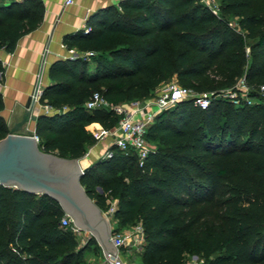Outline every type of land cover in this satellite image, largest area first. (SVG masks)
<instances>
[{
	"label": "trees",
	"instance_id": "trees-1",
	"mask_svg": "<svg viewBox=\"0 0 264 264\" xmlns=\"http://www.w3.org/2000/svg\"><path fill=\"white\" fill-rule=\"evenodd\" d=\"M216 1L213 14L200 0H118L87 14V31L64 33L65 47L92 55L47 65L37 102L56 111L35 116L38 149L80 158L95 142L85 125L110 129L118 118L111 106L147 98L172 76L196 92L241 77L264 83V7ZM42 12L40 0L0 5V49L10 52ZM213 66L217 85L205 75ZM92 91L107 106L86 109ZM6 132L0 116V138ZM143 135L153 148L141 165L131 149L109 145L111 155L90 162L78 179L100 211L114 199L110 232L140 224L141 264H180L187 250L203 264H264V104L213 98L197 108L180 100L156 112ZM61 215L45 194L0 186V264H84L83 251L96 243L88 237L78 245L59 225Z\"/></svg>",
	"mask_w": 264,
	"mask_h": 264
},
{
	"label": "crops",
	"instance_id": "crops-1",
	"mask_svg": "<svg viewBox=\"0 0 264 264\" xmlns=\"http://www.w3.org/2000/svg\"><path fill=\"white\" fill-rule=\"evenodd\" d=\"M40 1L43 12L36 27L21 35L10 52L0 49V96L2 103L0 116L7 129L19 120L26 98L35 84L40 64L38 87H43L48 82L46 68L49 62L55 59L68 58L70 53L79 52L74 47H65L61 42V36L64 33L80 29L84 25L87 14L96 8L116 4L118 0H73V3L65 8H61L59 0ZM33 107V113H40L36 103ZM22 128L33 131V121L28 120L22 125ZM84 128L95 138V142L79 158V164L83 167L100 157L103 150L109 146L110 141L108 136L100 135L103 129L97 122H90ZM107 221L110 228L112 223L110 225L109 219ZM81 234L85 239L90 237L86 231H82ZM77 237L80 238V236ZM100 257L101 251L99 249L96 264L99 263ZM122 259L124 264H132L127 259Z\"/></svg>",
	"mask_w": 264,
	"mask_h": 264
},
{
	"label": "water",
	"instance_id": "water-1",
	"mask_svg": "<svg viewBox=\"0 0 264 264\" xmlns=\"http://www.w3.org/2000/svg\"><path fill=\"white\" fill-rule=\"evenodd\" d=\"M37 78L23 105V112L16 122L0 138V186L25 192L45 194L54 200L62 213L81 231H86L98 245L101 254L115 255L109 241L110 228L107 219L84 193L78 179L85 167L79 158H65L38 149L33 131L18 130L28 120L34 121L39 113H33L34 96L39 85ZM100 192L99 187H95Z\"/></svg>",
	"mask_w": 264,
	"mask_h": 264
},
{
	"label": "built area",
	"instance_id": "built-area-1",
	"mask_svg": "<svg viewBox=\"0 0 264 264\" xmlns=\"http://www.w3.org/2000/svg\"><path fill=\"white\" fill-rule=\"evenodd\" d=\"M11 1L21 0H0V5H6ZM213 14L216 13L214 0H200ZM61 8L70 6L73 0H59ZM85 32L88 27L82 26ZM71 52V50H68ZM92 55L91 51H79L78 53H70L68 58L80 57L87 59ZM41 87L37 88V93L34 96V103L38 105L41 113H52L56 109L37 102V96ZM250 93L252 95H250ZM218 92L210 95L204 91H193L190 88L179 85L176 81H164L156 86L153 94L147 98L135 99L125 103H119L111 106L113 112L118 116L116 124L110 129L102 130L101 136H108L110 138L109 145L115 146L122 152L131 149L136 156L137 165L141 162L151 148L149 143L144 139V130L146 125L151 122L152 117L156 112L166 107L171 106L180 100H190L193 106L197 108H205L209 101L217 96ZM263 97L264 104V83L258 85H249L245 83L244 79L238 78L227 91L225 97L233 105L251 104V99L256 96ZM86 109H93L100 106H107V103L101 98L97 91H92L86 100L83 102ZM34 138L36 136L33 134ZM100 136V137H101ZM111 151L105 148L101 157H109ZM114 208V199L108 200V207L101 211L102 215L108 220ZM61 226H67L69 230L75 235L80 236V241L84 242L86 239L82 237L81 230L75 227L70 218L62 213L58 219ZM109 241L115 248V255L101 254L98 264H124L122 257L118 253V249H125L126 251H139L143 242L142 229L139 223L122 228L119 232L109 233Z\"/></svg>",
	"mask_w": 264,
	"mask_h": 264
},
{
	"label": "rangeland",
	"instance_id": "rangeland-1",
	"mask_svg": "<svg viewBox=\"0 0 264 264\" xmlns=\"http://www.w3.org/2000/svg\"><path fill=\"white\" fill-rule=\"evenodd\" d=\"M249 2H251V4L255 7L254 10H256V11L258 10V8L264 7V0H249ZM214 6L215 7L217 6L216 0H214ZM235 21H236L235 18H232V17L227 18V24L230 26V28L234 32L240 33L241 31H239L235 26ZM250 42H251V40H245V43H246V46L244 48L245 53H247V51H248L247 45ZM259 59L264 62V49L262 50ZM205 75H206V78H208L215 85H217L218 82L221 80L220 71H218L216 66L211 67L205 73ZM167 81H176V80H175L174 76H172ZM200 83H201V80L194 82L195 85H199ZM230 87H231V85L230 86L217 85L212 89H203L202 91L208 93L210 95V97H212L211 95L214 92H218L220 94H218L214 98L229 102L227 100V97H225V95H226V93ZM262 102H263V97H259L258 95L255 98L251 99V104L262 103ZM18 132L24 133L25 130H23V128L21 127L18 130ZM149 147L152 149L153 144L149 143ZM208 220H209V218L205 217L204 221L208 222ZM77 241H78V245H82L85 242V241L84 242L80 241V239L78 237H77ZM118 253H119L120 257L127 259V261L132 263V264H141L140 259H139V255H138V251L131 252V251H126V250H122L121 248H119ZM98 255H99L98 246L96 244L89 245L86 247V249L82 253V257H81L82 263H84V264H96ZM180 264H203V263L197 255L193 254L190 250H187L183 253L182 260H181Z\"/></svg>",
	"mask_w": 264,
	"mask_h": 264
}]
</instances>
